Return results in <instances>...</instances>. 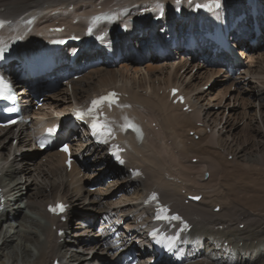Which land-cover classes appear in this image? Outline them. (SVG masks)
Instances as JSON below:
<instances>
[{
  "label": "bare ground",
  "instance_id": "bare-ground-1",
  "mask_svg": "<svg viewBox=\"0 0 264 264\" xmlns=\"http://www.w3.org/2000/svg\"><path fill=\"white\" fill-rule=\"evenodd\" d=\"M196 1L208 0L192 2L180 0L179 3L176 0H0V19L5 22L0 28V43L20 37L21 44L35 45L44 35L50 34L51 25L65 24L63 34L70 35L72 32L80 34L95 13L105 11L111 15L107 22L98 25L97 31L104 34L100 42L116 51L113 40L119 37L115 34L119 23L125 22L129 26L127 38L131 37L135 43H140V39H144L143 35L146 34L145 29L150 28L148 30L150 38L149 32L154 27L148 19L139 17L143 9H146L145 13L157 14L164 8L162 19L168 29L166 32L180 31L183 27L187 31L202 16L205 19L209 18L208 13L203 14L202 9L194 8ZM218 1L220 7L215 11L218 14L223 10L240 12L247 8L246 3L249 2ZM258 3L264 8V0H258ZM99 4L101 9L97 8ZM179 5H182V10L178 17L174 11ZM257 20L260 24V15L257 16ZM240 26L241 24H238L237 27ZM110 28H113V31L110 32ZM136 28L137 34L131 36ZM248 28L249 25L243 28L241 36L233 33L237 43L238 39L246 35ZM250 34L253 35L254 31ZM261 39L264 40V27H261V33L256 36L258 42ZM151 47H144V51L150 52ZM196 48L193 53L203 50L204 46L199 45ZM93 55L95 53L88 51L84 57L87 60ZM104 59L110 58L107 55ZM155 59L160 60L161 56L150 53L149 60L153 62L148 64V76L145 79L137 78L139 73L130 67L132 64H125L121 69L117 64L116 68L120 69L117 71L107 69L109 68L107 66H97L94 68V74H89V71L88 76L83 75L85 79H76L73 82V97L67 103L69 106L54 102L51 97L47 103L53 109L65 111L67 107L73 106L74 101L82 102L108 88L116 87L123 90L125 106L112 108L111 116L117 129L118 141L125 147L127 168L117 167L106 152L109 147L95 143L91 136L86 140L88 143L83 144L77 153V159L70 171L66 165L60 164L67 157V154L61 151H54L52 156H48L47 165L36 161L32 163L21 151L25 147L35 149L37 137L42 130L28 123L7 129L0 127V167L3 172L0 176V264H54L56 258L58 264H111L112 260L118 258L120 247L109 241L110 236L104 230L109 226L108 220L112 222L111 226L121 231L124 245L138 252L145 264L149 263L156 253L143 249L142 245L146 243V228L156 224L154 208L145 201L152 191L159 192L163 201L168 203L173 211L181 213L193 225L188 232H182L176 245L175 256L158 264H178L176 261L186 251L189 258L181 264H264L262 252H252L248 249H253L255 245L259 246V241L264 242V180L250 173L253 171L252 167L264 165V54L259 56L255 65L251 62L245 68L246 76L255 79L254 83L257 85L252 86L246 76L226 75L220 79L223 82L227 81L226 87L222 89L220 96L216 97L219 105L225 103L217 110L208 109L205 112L202 110L204 106L202 101H206L213 90L212 87L205 91L198 89L213 78L218 79L221 70V67H215L220 66L218 59L213 55L203 54L202 64L201 62L196 64L202 72L197 70L189 77L191 70L179 74L187 62L180 68L173 67L168 70L169 67H161L157 62L154 63ZM208 62L214 66H208L206 69ZM237 65L240 63L237 62ZM163 69L168 73L165 81L156 77L157 74H149L160 73L164 71ZM213 69H217L219 73ZM130 71H135L136 75H131ZM9 73L16 76L11 67ZM52 74L57 72L54 71ZM198 74L205 75L206 81L202 82L203 84L196 81ZM156 79H159L158 84L155 83ZM172 83L180 85L182 91L187 94L192 107L191 112L183 111V105L179 103H172L169 93L159 95L158 89ZM20 85L24 90H28L27 82L20 81L18 86ZM195 91L197 93L194 97ZM147 92L148 94H145ZM228 94L229 97L225 98ZM30 95L29 93L27 101L31 105L34 104V107L30 105L25 109L27 117L32 118L36 114L47 115V110L42 111ZM195 100L201 101V107H196ZM240 100L244 105L251 107L249 113L245 115L247 120L251 119L248 124L250 131L247 132L249 137L243 142L237 136L241 113L236 110L237 108H230L232 103ZM211 115L217 124L212 125L209 122L211 119L208 117ZM128 121L136 125L140 130L139 134L131 129L122 130V126ZM197 121H201L202 126H197ZM37 124L41 127L47 124L60 126V119L49 118L46 121L38 119ZM169 128L174 130L172 135L167 132ZM190 130H194L195 134L199 133L197 137L199 140L195 141V138L188 136L187 131ZM226 130L229 132L227 136ZM10 139H16L17 143L14 145ZM189 139L190 144L187 142ZM211 145L214 146L213 149ZM242 146L243 150H240ZM173 148L176 152L172 150ZM83 153H90V157L99 167V174L97 173L95 178L97 182L109 179L112 174L119 177L117 183L120 185L119 190L128 193L125 199L117 200L119 197L118 191L115 190L117 185L109 186L104 193L96 196L82 183L83 178H77L78 174L89 172L88 168L79 162L84 156ZM245 153L248 154L243 161L244 164L250 165L249 169L242 168L237 163ZM228 155H232L234 160L227 161L225 156ZM179 157L182 159L179 160ZM193 158H196V162ZM177 161L182 165L181 168L176 167ZM184 162L190 164L184 165ZM228 166H232L233 173L224 175L230 171L227 170ZM198 168L209 170L206 179L199 181V177H202L201 171L196 173L191 171ZM135 169H139L140 173L135 172ZM193 174H196L195 177ZM70 177L72 180H69ZM215 181H218L219 185L216 191L221 193L205 191L204 188ZM135 185L141 187L140 194L136 195ZM32 188L33 192L28 194V190ZM188 193L201 194V197L199 200H193L187 197ZM2 198L5 200L2 201ZM57 199L66 202L64 220L47 212L48 204ZM23 200H26V203L22 208L20 204ZM14 204H17L21 214L25 208L31 210L33 214H24L20 222L17 211L12 210ZM74 209L84 210L79 223L80 232L77 234L72 232ZM39 216L45 221L42 222ZM93 216L96 218L95 223L91 221ZM13 221L19 222L24 229L20 226L19 229L18 226L13 227V230L6 228ZM240 224L244 226L240 227ZM180 225L181 223H177L175 228ZM36 226L43 230V238ZM60 230L65 234L60 233ZM90 232L93 234H88ZM225 242H228L227 246L224 245ZM238 245L242 246L239 252Z\"/></svg>",
  "mask_w": 264,
  "mask_h": 264
},
{
  "label": "rangeland",
  "instance_id": "rangeland-1",
  "mask_svg": "<svg viewBox=\"0 0 264 264\" xmlns=\"http://www.w3.org/2000/svg\"><path fill=\"white\" fill-rule=\"evenodd\" d=\"M247 39H248V36H247V38H245L244 40H245V42H243V45L241 46V47H243V46H245L244 45V43L246 44L247 43ZM146 40L147 41H150V39L148 40V37L146 36ZM179 41H181V39L179 38ZM153 42V41H152ZM149 44V43H148ZM180 48V47H179ZM243 49V48H242ZM153 53V52H152ZM190 52L188 51V52H186V51H181V50H178V51H175V50H173V53H170V54H168V55H164V56H161V59L159 60V59H155V61H154V63H158V66H161V67H169V69L168 70H171V68H180L182 65H183V63H185V62H187V65L184 67V68H182V69H180V72H179V74H182V73H184L185 72V70H191L190 71V74L188 75V77L190 76V75H192L193 73H195L197 70L199 71H201V69H200V67H198V65H196V64H198L199 63V61H200V58L199 57H196V56H191V57H189V54ZM261 54H264V40H260L259 42H257L256 44H254V45H252L251 47H250V49H248V51H247V53L245 54V59H244V61H245V64H244V68H247V64H249V63H251V62H253V64L255 65L256 64V62L258 61V59H259V56L261 55ZM250 55V57H248ZM167 56V57H166ZM248 57V58H247ZM149 58H150V53L145 57V59L144 60H141V61H138V60H136L135 59V57L133 56V57H131V56H128V55H122V58H121V62L119 63V66H120V69L121 68H123L124 66H125V64H132V65H130V67H133L132 69H135L139 74H137V78L139 77V78H147V76H148V64H150V62H153V60H149ZM166 58V59H165ZM188 60V61H187ZM195 65V66H194ZM201 66V65H200ZM102 67H104V66H102ZM137 68H139L141 71H139ZM208 68V66L206 67V69ZM250 67H248V69H249ZM94 68H91L89 71H90V73L89 74H94L95 73V69L93 70ZM107 69H111V70H115V71H117V70H120L119 68H116V67H114V68H107ZM164 71H162V72H164V73H162V72H160V73H152V72H149V74H151V75H156L157 74V76L156 77H158V78H162L161 80L162 81H165V79H167V75H168V73H167V70H165V69H163ZM213 70H215L216 72H217V74L219 73V71L217 70V69H213ZM125 72H127V70L125 71ZM135 72V71H134ZM133 71H130V74L131 75H136L135 73H134ZM202 72V71H201ZM201 72H199V73H201ZM87 74V76L89 75L87 72L85 73V75ZM244 74V73H243ZM243 74H241V75H243ZM187 77V78H188ZM86 77H81L80 79H85ZM217 78L218 79H216L215 80V78H213L212 79V83H211V85L209 86V87H212V89L211 90H213V92H214V94H213V92L212 93H210V96L208 95V98H207V100L206 101H202V103L204 104V106H202V110H204L203 112H205V110H217L218 108H220V107H222L223 106V104L225 103H221V105H219L218 104V100H216V97L219 95L220 96V93L222 92V89L224 88V87H226L225 85L227 84L226 82L227 81H224L223 82V80H220L221 78H224V75H221V74H218V76H217ZM248 79L250 80V82H251V85L252 86H255V85H257L256 83H254L256 80L255 79H252V78H250V77H248ZM199 80V81H198ZM124 81V80H123ZM126 81V80H125ZM196 81L198 82V83H202V82H205L206 81V78H205V75L204 74H198L197 75V77H196ZM85 83H87V80L85 81ZM128 83V82H127ZM126 83V84H127ZM155 83L156 84H158L159 83V79H156L155 80ZM129 84V83H128ZM195 84H197V83H195ZM203 84V83H202ZM229 85V84H228ZM167 87V86H166ZM166 87H162L161 89H158L159 91H158V93H159V95H163V94H166ZM202 87H200V89H198L199 91H202V90H205V89H201ZM234 88L232 87V90H233ZM250 89H252V88H250ZM72 89H68V86L67 85H63V86H61V87H59L53 94H52V100L55 102V101H57L58 103H61L62 105H67V103L69 102V100L70 99H72V97H73V93H72ZM232 92H234V91H232ZM196 93H197V91H195L193 94H194V97L196 96ZM145 94H148V92L147 93H145ZM211 94H212V96H211ZM229 97V94L228 95H226V97L225 98H228ZM246 99L248 100V98L246 97ZM196 101V107H201V101L200 100H195ZM213 101V103L215 104H213V103H211ZM217 102V103H216ZM210 103V104H209ZM70 104H68L67 106H69ZM237 108L236 110H238L240 113H241V116H240V119H239V121H238V128L237 129H239V131L237 132V136H238V139L241 141V142H243L247 137H249L248 136V133L247 132H249L250 131V127H249V125L248 124H250V121H251V119H249V120H247V117H245V115L246 114H248L249 113V111H250V108H249V106L246 104V105H244V103H241V100H240V102H235V104H231V106H230V108ZM43 109H42V111H44L45 112V110H47V112H48V114L47 115H45V116H37L36 115V117L37 118H42V119H48V118H54V117H56V115H58L60 112H54V109L53 108H51V107H42ZM255 109V108H254ZM207 116V115H206ZM214 116L213 115H211L210 117H208L209 118V122L212 124V125H215V124H217V121H215V119L213 118ZM37 118H35V120H32V122L30 123V124H33V126H38V130H40L41 129V125H38L37 124ZM145 122H146V119H145ZM257 123V122H256ZM199 124V125H198ZM196 125L197 126H202V122L201 121H197L196 122ZM246 126V127H245ZM220 126H218V128H219ZM209 130V129H208ZM245 131V134H243V132ZM167 132L169 133V134H171L172 135V133L174 132V130L173 129H168L167 130ZM188 132V136L190 137V138H195V141L198 139L197 137L199 136V133L198 134H195V131L194 130H190V131H187ZM228 130H226V136L228 135ZM74 136L77 138L76 140H71V139H69L70 141H72V143H73V146H74V148H75V153L77 154L78 152H80V150H81V148L84 146L83 144H87L88 142H86V138L85 137H83V135H82V133L80 132V131H78V132H76L75 134H74ZM10 140H12V139H10ZM199 140V139H198ZM248 140V139H247ZM13 142V141H12ZM166 142H168V140H166ZM187 142H188V144H190L191 143V139H189V140H187ZM17 143V141L16 142H14V145ZM212 146V145H211ZM213 147L214 146H212V149H213ZM242 148V149H241ZM210 149H211V147H210ZM172 150H174L175 152H176V150L173 148ZM240 150H243V146L242 147H240ZM54 151H58V150H51V151H49V152H47V151H45V152H41L40 150H38L37 148H35V149H31V148H28V147H25V148H23V150L21 151V152H23L24 154L23 155H25V158H27L28 160H30V161H32V163H34L35 161L36 162H41V163H43V164H48V162H47V159H48V156H52L53 154H54ZM221 151H223V149H221ZM20 152V153H21ZM31 153H33V154H31ZM28 154H31V155H28ZM247 154L248 153H245L244 154V156H242L241 158H239V162H237L238 164H239V166L240 167H242V168H245V169H249L248 167H250V165H246V164H244V159L245 158H247ZM78 155V154H77ZM82 155H84L83 157H81V159H80V163L82 164V165H85L87 168H88V171L89 172H82V173H80V174H78L77 175V178H83L84 180L82 181V183L83 184H85V185H87V187L88 188H90V190L96 195V196H99V195H101V193H104L105 191H106V189L109 187V186H114V185H117V183H118V179H119V177L118 176H116V175H111V179H105V180H103V179H101V181L100 182H97V180L95 179L96 178V174L98 173L99 174V167L98 166H96V161L93 159V158H91L90 157V153H83ZM140 155V154H139ZM225 158H226V160L227 161H229V162H231L232 160H234L233 159V157H232V155H228V156H225ZM182 159V157H179V160H181ZM196 158H193V161H195L196 162V160H195ZM189 160H191V159H189ZM60 164H61V166H64V162H60ZM184 165L185 164H187V165H189L190 163L188 162H184L183 163ZM176 167L177 168H181L182 167V165L177 161L176 162ZM124 168H127L126 166H124ZM165 168H167V166L165 167ZM253 169V171H250V173L251 174H255V175H257V176H259V177H261L263 180H264V165H257V166H255V167H252ZM227 170H230V171H227L228 173H225L224 175H230L231 173H233V171H232V166H228L227 167ZM80 171V170H79ZM189 171V170H188ZM193 173H196V172H199V171H201V173H202V177H199L200 179H199V181L200 180H202V179H206V176H205V173L206 172H208L209 173V170H207V168H202V169H194V170H191ZM191 171H189V172H191ZM87 173V174H86ZM195 175L196 174H193V176L195 177ZM69 180H72V178L70 177L69 178ZM130 180V179H129ZM217 182L218 181H215L212 185H210L209 187H207V188H204L205 189V191H208V192H211V193H213V192H217L218 194L219 193H221L220 191H216V190H218L219 189V185L217 184ZM217 184V185H216ZM93 185H98L97 186V188L96 189H94L93 188ZM33 187H35V186H33ZM117 188L115 189V190H117L118 191V193H120V196L117 198V200H119V199H125V197H127L128 195V193L127 192H125V191H123V190H119V187H120V185H117L116 186ZM134 188H136V195L139 193V190H140V186H138V185H135L134 186ZM204 189H202L203 191H204ZM33 190H34V188H32V189H29L28 190V194L29 193H32L33 192ZM213 191V192H212ZM99 194V195H98ZM140 194V193H139ZM190 193H188V195H189ZM135 195V196H136ZM188 195H187V197H188ZM26 199V198H25ZM25 203H26V200L24 201L23 200V202H21V206H22V208L24 207V205H25ZM218 206H215V208H217ZM12 210H14V211H17V216L19 217L18 219H19V221L20 222H22V216H24V214L26 215H30V214H33V212L31 211V210H28L27 208H25V211H24V213L23 214H21L18 210H19V208L17 207V204H14L13 206H12ZM27 210V211H26ZM74 211H75V214H73V216H74V223H73V226H74V229H73V231L72 232H74L75 234H77V233H79L80 232V221H81V219H82V215H81V213H83L84 212V210H82V209H74ZM83 211V212H82ZM40 217V216H39ZM40 219L42 220V222H44L45 220H44V218H42V217H40ZM44 220V221H43ZM13 224V225H12ZM12 224H8L7 226H6V228H8L9 227V229L10 230H13V227L15 228V227H17L18 226V229H19V226H20V228H23L24 229V227L22 226V225H20L19 224V222H16V221H13L12 222ZM19 224V225H18ZM241 226L240 227H243L244 225L243 224H240ZM37 227V226H36ZM39 227H37L36 229L38 230V233H39V235L43 238V230L41 229V228H39V229H41V230H39L38 229ZM88 234H93V232H90V233H88ZM70 240V239H69ZM71 242V241H70ZM259 246H257V245H255L254 246V248L253 249H251V248H248L250 251H255V252H258V253H260V252H262V256H264V242L263 241H259ZM29 245H30V243H29ZM224 245H228V242H225L224 243ZM262 246V248H260ZM210 249L212 248V246H210L209 247ZM241 249H242V246H240V245H238V249H237V252H239V251H241ZM243 252L245 251V249L244 250H242ZM81 252V251H80ZM243 252H242V254H243ZM105 256V255H104ZM255 257V256H254ZM57 259V258H56ZM220 260H222V258H220ZM258 262H260L259 260H258Z\"/></svg>",
  "mask_w": 264,
  "mask_h": 264
},
{
  "label": "snow or ice",
  "instance_id": "snow-or-ice-1",
  "mask_svg": "<svg viewBox=\"0 0 264 264\" xmlns=\"http://www.w3.org/2000/svg\"><path fill=\"white\" fill-rule=\"evenodd\" d=\"M177 3L180 2V0H176ZM197 7H200L199 5H197ZM3 22H0V28H2ZM90 34H91V30ZM5 49L4 48H0V58L3 57V53H4ZM11 91V86L6 83L4 81V79L2 77H0V99H6V92H10ZM105 103L108 104L109 107H111L113 104L117 103V100L115 98V93H110L108 96H104V97H100L96 100H93L91 103V106L89 107V109L87 110V112H79L77 113L78 117L83 119L85 116H88L91 118L92 123H91V127L94 131H99L101 133L107 134V135H112V130L108 124V122L105 120L104 122H101L100 119V114L98 113V109H100ZM14 122V121H13ZM131 129L132 131H135L139 134L140 130L136 127L135 124H133L132 122L128 121L126 122L123 126H122V130H128ZM63 151H68L67 146L65 145L64 148L62 149ZM121 163H123V161H121ZM153 199H155V197H153ZM197 199H199L197 197ZM50 211H53L54 213L59 211L62 212L64 210V206L63 205H57L55 208H51L49 209ZM163 211V210H162ZM167 219V217H158V219ZM172 220H179L180 217L178 216H173L171 217ZM153 238L156 237V233H152Z\"/></svg>",
  "mask_w": 264,
  "mask_h": 264
},
{
  "label": "water",
  "instance_id": "water-1",
  "mask_svg": "<svg viewBox=\"0 0 264 264\" xmlns=\"http://www.w3.org/2000/svg\"><path fill=\"white\" fill-rule=\"evenodd\" d=\"M194 198H197V197H194Z\"/></svg>",
  "mask_w": 264,
  "mask_h": 264
}]
</instances>
